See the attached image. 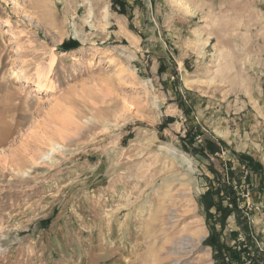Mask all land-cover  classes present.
<instances>
[{
    "label": "rangeland",
    "instance_id": "obj_1",
    "mask_svg": "<svg viewBox=\"0 0 264 264\" xmlns=\"http://www.w3.org/2000/svg\"><path fill=\"white\" fill-rule=\"evenodd\" d=\"M246 236L264 264V0H0V264H228Z\"/></svg>",
    "mask_w": 264,
    "mask_h": 264
},
{
    "label": "trees",
    "instance_id": "obj_2",
    "mask_svg": "<svg viewBox=\"0 0 264 264\" xmlns=\"http://www.w3.org/2000/svg\"><path fill=\"white\" fill-rule=\"evenodd\" d=\"M188 137V136H187ZM208 152L213 154V151H211V149L209 148L207 150ZM230 185H225L223 189H230ZM232 197L231 198V206H234V198H233V193L230 194ZM214 196H217L219 203H222V196H221V190L219 187H217L215 189V192L213 191H207L203 194V201L205 204V208L207 209V212H209L210 209L212 208H216V211L218 212H224L223 218H227V216L229 215L230 209L229 208H224L221 204H216L214 202ZM243 233L248 234V231L246 229H244V227L242 228ZM247 239V244H245V247H242L240 251L236 252L233 251L231 249H227V252L224 254L222 252V248L219 249L217 242H212L213 246L216 248H218V250L215 252V257L219 260H222V262L224 263V256L228 258V264H242V255H246V257H249V261L250 264L254 263V260L257 259L259 253L255 248V245L251 244L248 237L246 236ZM251 251H253V253H251ZM227 253H229V255H226ZM252 256V257H250Z\"/></svg>",
    "mask_w": 264,
    "mask_h": 264
},
{
    "label": "bare ground",
    "instance_id": "obj_3",
    "mask_svg": "<svg viewBox=\"0 0 264 264\" xmlns=\"http://www.w3.org/2000/svg\"><path fill=\"white\" fill-rule=\"evenodd\" d=\"M37 88H38L39 91H42V92L45 91V93H48V89L45 88V87H43V86L38 85ZM180 239H181V238H180ZM188 239H189V238H188ZM190 239H191V238H190ZM190 239H189V241H191ZM185 241H187V240H184V238L180 240V245L183 247L182 249H184V250H186V249L188 248L187 246L185 247V245H189V242H185ZM184 247H185V248H184ZM178 248H179V247H178ZM184 250H183V251H184ZM186 251H187V250H186ZM180 252H181V251H180ZM176 254H177V253H176ZM178 254H179V253H178Z\"/></svg>",
    "mask_w": 264,
    "mask_h": 264
}]
</instances>
